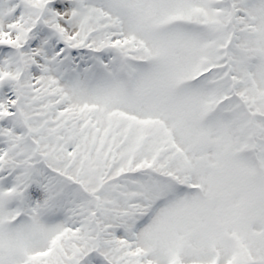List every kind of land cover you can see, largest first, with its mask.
I'll return each instance as SVG.
<instances>
[{"label": "snow or ice", "instance_id": "obj_1", "mask_svg": "<svg viewBox=\"0 0 264 264\" xmlns=\"http://www.w3.org/2000/svg\"><path fill=\"white\" fill-rule=\"evenodd\" d=\"M0 264H264V0H0Z\"/></svg>", "mask_w": 264, "mask_h": 264}]
</instances>
